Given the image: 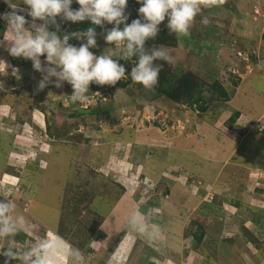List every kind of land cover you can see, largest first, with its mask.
<instances>
[{"label": "rangeland", "instance_id": "obj_1", "mask_svg": "<svg viewBox=\"0 0 264 264\" xmlns=\"http://www.w3.org/2000/svg\"><path fill=\"white\" fill-rule=\"evenodd\" d=\"M10 10L0 0V13ZM57 22L58 35L81 32ZM0 26V41L11 39ZM111 27L101 26L94 54L120 51L104 40ZM189 32L157 48L174 57L162 64L172 75L189 71L228 93L205 87L203 112L129 79L132 59L119 61L124 87L90 83L88 102L73 104L70 84L38 91L42 74L0 45V194L31 226L18 243L59 238L61 252L76 253L59 264H264V0L203 7ZM235 110L243 115L228 127ZM137 212L161 227L157 240L128 226Z\"/></svg>", "mask_w": 264, "mask_h": 264}, {"label": "clouds", "instance_id": "obj_2", "mask_svg": "<svg viewBox=\"0 0 264 264\" xmlns=\"http://www.w3.org/2000/svg\"><path fill=\"white\" fill-rule=\"evenodd\" d=\"M4 2L11 10L0 13V20L6 22L11 39L4 38L0 45L7 41V51L11 56L30 60L32 68L42 74L37 84L38 91L49 84L61 88L67 82L73 89L69 96L71 103L84 105L89 100L90 83L115 85L126 78V69L120 60L136 57V63L130 70L131 78L146 89H153L163 68L157 61L172 64L175 59L165 48L147 50L146 42L155 39L165 21L170 33L190 35L189 29L201 9L223 4L225 0H135L140 7L137 9L138 18L132 19L131 23H126L129 19L126 13L128 0H22L27 10L20 3ZM73 3L79 5L78 9L71 7ZM26 17H30L31 22ZM58 17L61 21L73 23L89 21L95 26L112 25L106 30L104 40L120 45V51L99 56L90 51L97 47L94 27L58 35ZM203 22L206 24L207 20ZM50 25L56 30L50 31ZM73 36L85 42L79 46L70 44ZM3 89L4 84L0 82V90ZM0 197V256L4 257L3 264H10V261L59 264L61 256L69 258L76 255L70 248L61 252L59 238L42 239L27 248L18 243L16 237L31 226L24 215L16 214L17 204L11 194H0ZM127 223L133 231L150 241L157 240L162 231L158 224L150 223L139 212L131 215Z\"/></svg>", "mask_w": 264, "mask_h": 264}, {"label": "trees", "instance_id": "obj_3", "mask_svg": "<svg viewBox=\"0 0 264 264\" xmlns=\"http://www.w3.org/2000/svg\"><path fill=\"white\" fill-rule=\"evenodd\" d=\"M14 3V2H12ZM127 10L130 15V22L132 19L138 18V13L135 11L133 0H128ZM80 27V31L86 30L88 27H94L96 33L101 31V26L91 25L89 21L77 22L76 23ZM167 21L163 22L160 25V32L155 37V39H150L146 42V49L151 50L153 47L163 46L170 42H175L177 38V34L170 33L166 27ZM1 31L2 26H0ZM41 58H44L41 56ZM136 57L132 58L133 64L136 63ZM158 64H163V61H157ZM133 66V65H132ZM164 73L160 72L158 78V85H156L153 89H150V92L159 94L164 96L165 100L170 102H176L179 104H185L188 107H196V109L200 111H205V105L202 106L203 92L206 89L211 92H215L220 98H224L223 100H227L228 93L222 90L219 83L213 82L211 84L206 83L201 79L194 78L193 74L189 71H185L178 76L172 75L170 69L162 68ZM129 79H132L129 77ZM124 80H120L117 82V85L120 87H124L126 85ZM261 93V92H260ZM261 98V94H258ZM155 96V95H154ZM214 96L213 99H218V97ZM157 98V97H156ZM204 100V99H203ZM264 100V98H263ZM240 114L239 110H235L228 118L227 123L228 127L238 117ZM222 125V124H221ZM207 263V262H206Z\"/></svg>", "mask_w": 264, "mask_h": 264}, {"label": "crops", "instance_id": "obj_4", "mask_svg": "<svg viewBox=\"0 0 264 264\" xmlns=\"http://www.w3.org/2000/svg\"><path fill=\"white\" fill-rule=\"evenodd\" d=\"M263 98H264V97H262L261 100H263ZM239 111H240V110H239ZM240 113H241V112H240ZM240 115H243V113H241ZM217 127H219V126L217 125ZM213 132H214V129H213ZM219 132H220V131H219ZM219 134H221V132H220ZM185 146H186L187 148H190L189 145H188V142H187V141L184 142V143H182V147H185ZM210 163H214V165H218V164H217V161H215V160H212ZM212 197H213V195H212ZM212 200H213V199H212ZM214 203H215L214 200L211 201V203H209V204H210V207H211L212 209L215 208ZM221 203H222V202H221ZM222 204H223V203H222ZM222 204H221V206H219V207H222V208H223ZM215 205L218 206V204H215ZM261 209H263V208H261ZM257 225H258V224H257ZM206 234H207V236H208V235L210 236V232L207 231V229H205V234H204V236H205ZM218 237H219V235H217V234H214V235L211 234V236H210L209 238H211V239L213 238V239H214V238H218ZM209 238H208V239H209ZM171 255H172V254H171ZM140 258H141V257H140ZM137 259H138V257H137ZM142 259H143V257H142ZM167 259H168V260H166L165 263H166V264H167V263H168V264H171V262H172V256L169 257V258H167ZM175 261H176V260H175ZM203 263L205 264V262H203V261L200 262V264H203ZM135 264H136V263H135ZM143 264H148V263H143Z\"/></svg>", "mask_w": 264, "mask_h": 264}]
</instances>
